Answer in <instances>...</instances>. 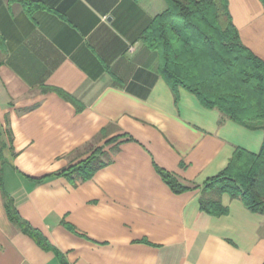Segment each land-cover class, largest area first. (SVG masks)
Returning <instances> with one entry per match:
<instances>
[{
    "label": "crops",
    "instance_id": "1",
    "mask_svg": "<svg viewBox=\"0 0 264 264\" xmlns=\"http://www.w3.org/2000/svg\"><path fill=\"white\" fill-rule=\"evenodd\" d=\"M166 7L0 0V264H264V214L225 193L229 212L211 215L195 187L237 147L258 152L264 130L163 78L141 36ZM229 7L264 60L263 1ZM102 146L109 161L91 178L53 175ZM8 197L44 243L12 221Z\"/></svg>",
    "mask_w": 264,
    "mask_h": 264
},
{
    "label": "trees",
    "instance_id": "2",
    "mask_svg": "<svg viewBox=\"0 0 264 264\" xmlns=\"http://www.w3.org/2000/svg\"><path fill=\"white\" fill-rule=\"evenodd\" d=\"M166 2V9L141 36L158 54V70L163 78L176 94L180 88H185L205 107L217 108L248 128L264 130V60L243 43L229 0ZM56 90L77 104L73 96ZM108 161L104 147H98L80 162L53 175L89 179ZM159 170L175 191L191 188L170 172ZM195 187L201 188L202 210L211 215L229 212V207L222 203L225 193L241 199L252 212L264 214V141L258 152L237 147L223 170ZM6 206L12 221L44 243L45 237L22 218L12 197L7 198Z\"/></svg>",
    "mask_w": 264,
    "mask_h": 264
}]
</instances>
